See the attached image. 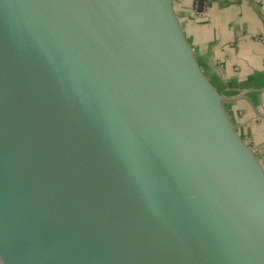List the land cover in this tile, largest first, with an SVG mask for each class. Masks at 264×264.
<instances>
[{
    "label": "water",
    "instance_id": "1",
    "mask_svg": "<svg viewBox=\"0 0 264 264\" xmlns=\"http://www.w3.org/2000/svg\"><path fill=\"white\" fill-rule=\"evenodd\" d=\"M238 98L177 0H0V264H264Z\"/></svg>",
    "mask_w": 264,
    "mask_h": 264
},
{
    "label": "crops",
    "instance_id": "2",
    "mask_svg": "<svg viewBox=\"0 0 264 264\" xmlns=\"http://www.w3.org/2000/svg\"><path fill=\"white\" fill-rule=\"evenodd\" d=\"M189 37L264 160V0H177Z\"/></svg>",
    "mask_w": 264,
    "mask_h": 264
}]
</instances>
